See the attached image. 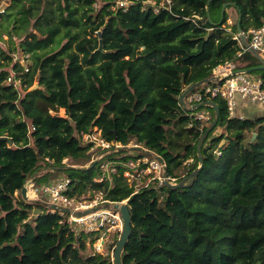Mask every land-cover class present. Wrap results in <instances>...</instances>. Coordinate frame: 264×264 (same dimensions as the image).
I'll return each instance as SVG.
<instances>
[{"label": "trees", "instance_id": "16d2710c", "mask_svg": "<svg viewBox=\"0 0 264 264\" xmlns=\"http://www.w3.org/2000/svg\"><path fill=\"white\" fill-rule=\"evenodd\" d=\"M97 1L10 0L0 12V39L17 37L25 59L0 43V264H114L110 252L87 250V237L67 216L21 193L32 179L47 196L44 186L61 177L70 180V196L100 191L107 200H127L132 232L122 264H264V107L237 99L242 108H260L252 107L253 118L231 116L227 100L213 98L219 120L203 139L199 167L198 142L216 110L200 107L210 120H194L180 101L186 86L237 56L238 25L246 31L264 24V0H103L100 9ZM228 8L238 14L232 26ZM261 63L248 52L243 65ZM38 73L39 87L31 89ZM95 127L107 142L126 147L135 140L161 157L169 178L182 165L178 182L196 175L178 187L158 179L129 183L125 170L138 173L147 164L131 168L114 144L99 146L107 151L102 159L81 168L97 152L95 140L83 137ZM105 160L117 168L110 176L102 172ZM34 208L45 211L32 216ZM120 235L112 233L108 249Z\"/></svg>", "mask_w": 264, "mask_h": 264}, {"label": "built area", "instance_id": "2783aa9c", "mask_svg": "<svg viewBox=\"0 0 264 264\" xmlns=\"http://www.w3.org/2000/svg\"><path fill=\"white\" fill-rule=\"evenodd\" d=\"M163 1L164 3L161 4V1L160 5H164L165 2L168 4H172V0ZM126 3L127 2L121 4ZM154 3H156V1ZM155 10L158 11L159 7H156ZM232 22V19H229V24H232ZM229 31H231V28ZM233 38L240 46V50L238 51L237 56L231 61H226L225 63L219 64L213 68L212 76H215V78L217 79L211 81L210 83H207L210 85L206 86L205 84H203L202 86L204 87L202 88V90H195L194 92H191L186 97L187 100L185 99L187 107L193 108L200 102L213 100V98L219 96L227 100L231 116H235L236 114L235 108L237 106L238 97L264 107V77L252 75L250 74L251 72H238V70L242 69L240 66L247 63L248 52H256V54L264 60V24L258 28L251 27L246 31H241L240 33L235 32L233 34ZM28 69L29 68L26 67V71H28ZM12 80V77H9L8 83L12 82ZM14 83L16 84V86H19L20 79L14 80ZM191 111H194L190 114L191 116H193L194 120H200L203 122H208L210 120V112H201L197 109ZM104 142L105 148H109L110 146H112V144L110 145L109 142L105 140ZM145 151H147V154L144 152L143 157H139L136 160H133L132 163H136L137 166L143 163L147 164L146 168L149 169L151 167L152 169L148 171V174H153L156 172L158 176L155 177V175H152V178L158 179L160 183L164 182L166 179H171V182L172 180L178 179L173 177L169 178L166 175V164L165 162L160 161L158 155L150 152L147 149ZM216 152L218 154L221 153L219 148L216 150ZM188 160L185 161L184 164L192 161L193 159L191 158ZM163 177L166 179H163ZM96 180L103 181V178L101 177ZM69 182L70 180L68 178H65L53 184L44 186L43 191L46 193V195H50L52 197V203L56 204L57 206L56 208L49 207L50 211H59L64 216H67L70 223H75L78 226H84L86 230L90 231L91 233H96V231L101 232L102 234H105L106 232H116L120 234L122 233L124 224L123 218L121 212L115 209L113 205L118 201H111L106 199L105 201H102V203L105 204L100 205L102 203H99L97 198L95 200H84L83 198H80L78 196H70L66 193V191L68 190ZM30 183L33 193L38 194L39 191L35 187L32 179H30ZM124 201L127 200H123L121 202ZM96 247L99 250V247H102V245L98 244Z\"/></svg>", "mask_w": 264, "mask_h": 264}, {"label": "rangeland", "instance_id": "374dc122", "mask_svg": "<svg viewBox=\"0 0 264 264\" xmlns=\"http://www.w3.org/2000/svg\"><path fill=\"white\" fill-rule=\"evenodd\" d=\"M148 1H150L152 4L155 2V0H148ZM125 2H128V0H117V4H119V5H121V3H125ZM103 3H104L103 0H99V1L94 3V6L97 7L98 9H100L101 5H103ZM163 3H164V1L161 2V4H163ZM115 6H117V5H115ZM0 7H1V5H0ZM0 11H3V9L0 8ZM228 11H229L230 19H232V21H233L232 22V24H233V23H235L237 21V15H238L237 11L234 8H228ZM228 24H229V20H228ZM232 24H229V25L232 26ZM238 26L239 27L237 28V31L240 28V25H238ZM224 27H227V26L224 25ZM228 30H230V28ZM241 31L242 30L240 28V30L238 32L240 33ZM13 40H14L13 42H15V43H13L10 40V38H9V36L7 34H3V39H0V43L2 44V46L4 48H8V49L12 50V52L15 54V58L17 59V57H19V60L21 62H23L25 60L24 59V55L19 54L18 50L16 49V46L19 44V39L17 37H14ZM53 45L56 46V44H53ZM249 55H253L254 56L255 53L254 52H250ZM29 62L31 63V60H29ZM25 65L27 66V64H25ZM241 68H244V65L241 66ZM250 74L258 76V77H264V69H257L255 71H252ZM34 84H36V80H35ZM205 85L207 86V85H210V84H205ZM203 87L204 86L198 87L196 89V91L202 90ZM186 88H188V86H186L185 89ZM237 99L240 100L241 98L239 97ZM186 100H187V98H186ZM238 102H249V101L241 99ZM252 107L260 108L258 106H249V107L247 106L245 108H242L240 105H237L235 110H236V113H240L241 111L242 112H248L249 117L253 118V117L256 116V114L258 112H254V110L251 111ZM187 108L190 109L189 107H187ZM241 109H244V110H241ZM200 111L201 112H204V111L210 112L207 108H203ZM59 114L62 115V116H65L66 115L65 109L61 108L60 111H59ZM220 132H221V127H218L217 130L214 132V134H217V133L219 134ZM83 137H84L85 141L95 140V146L94 147L97 150V152H95L94 155L91 157L92 159H91L90 163H88L86 165H90L95 160H97V162H99L102 159L103 155L107 152L106 150L101 152V149L99 147V146H102V148L105 147V144H104L105 142L102 139V135H101V129H99L98 127H95L92 134H85ZM109 144L110 145L114 144L115 147H119L120 151H126V152H124L122 154V156H130L129 157V166L131 168H135L136 169V166H137L136 163H132V162H133V160H136L138 158L139 152H142L143 154L145 152L147 154V151H145L146 148L145 147L140 148L135 140H132L129 143V145L126 146V147H124L120 142H117V143L109 142ZM119 148H117V150ZM64 161L67 164H72V165H75V163H76V161H74L73 159H69V158L65 159ZM111 164H112V162L110 160L103 161V163H102V172L105 175L110 176L112 172H115L117 170V168L116 167H112ZM150 170H152L151 167L149 169L144 167V168H141L138 173L133 174L134 172L129 169V171L125 170L124 176L127 178L129 183H132L133 179L136 178L137 183L140 184V185L143 184L144 186H147V185H149L151 183L156 184V182H154L155 179H153L152 177H149V178L146 177L145 178L146 173L148 174V171H150ZM153 172H155V171H153ZM185 174H186V167L182 165L179 169L175 170V175L173 176V178H179V177L184 176ZM152 175H155V177L158 176V174L156 172L153 173ZM102 178L104 179V177H102ZM60 179L63 180V179H65V177H61ZM163 179H166V178L163 177ZM170 181H171V179H170ZM172 182L173 183H177L178 179L177 180H172ZM27 187H29V188H28V191H27V199H25V200H27L29 202H32V203H34L35 201L43 202L44 204H46V206L50 207V205H48V203H52V197L50 195L43 196V194H40V193L34 194L33 191H32V188H31L30 181L27 183ZM30 191H31V193H30ZM16 195H18V192H16ZM80 198H83L84 200H95L97 198L99 203H102V201L106 200L104 198V194L102 192H100V191L96 192L94 196H91L90 193H88L87 195H83ZM104 204L102 203L100 205H104ZM109 205H111V204H109ZM43 211H45V209H40L38 212H43ZM38 212H37V209L34 208L33 211L31 212V215L32 216H37ZM79 226L80 227L77 228L78 231L83 232L85 234V236L87 237L86 238L87 250L92 251V252H101V253H104V254L110 252L111 255H112V261H114V258H113L114 251H111L110 249L107 248V244H109L111 242V240H112V232H106L105 234H102L101 232L96 231L94 236H92V238L95 237L96 240H95L94 243H92L90 241L91 240V236H89V234L91 232L86 230V228L84 226H81V225H79ZM98 244L102 245V247H99V250L96 247Z\"/></svg>", "mask_w": 264, "mask_h": 264}, {"label": "water", "instance_id": "95a60500", "mask_svg": "<svg viewBox=\"0 0 264 264\" xmlns=\"http://www.w3.org/2000/svg\"><path fill=\"white\" fill-rule=\"evenodd\" d=\"M210 1L208 2V6H207L208 9H209ZM9 4H10V0H6L1 4L0 8L4 9ZM230 4H231L230 2L224 4L223 13H224L225 9L228 7V5H230ZM208 18H210V14L208 15ZM239 30H240V28H239ZM101 43H102V41H101ZM254 53H255V55H257L256 52H254ZM261 61H262V63L258 66L242 68V69L238 70V72L248 73V72L255 71L257 69H264V60L261 59ZM216 79L217 78H215V76H211L209 78L199 80V81L194 82L191 85H189L188 88H186L182 92V94L180 95V101H181V104L184 106V108H187L185 99L191 92H194L198 87L202 86L203 84L210 83L211 81H214ZM39 80H40V74L38 73L36 75V84H34V86H32L31 89H36L39 87ZM205 105H212L216 110V116L198 142V154H199V158H200V166L199 167H201L203 165L202 154H201L203 139L209 134L210 131L213 130V128L217 125L218 120H219V105L213 100H206V101L200 102V103L196 104L193 108H190V110L198 109L200 107H204ZM255 137H256V133H254V135H253V138H255ZM2 139H6L9 146H12L14 144L13 138H11V137H5L4 136V137H2ZM224 142H225V140L222 141V144ZM159 159L161 162H164V160L161 157H159ZM96 163H97V160L93 161L90 165L81 166V168H90L93 165H95ZM195 175H196V172L192 173L186 179H183L181 182H177V183H172L171 181H168V179H166L164 181V183L169 184L170 186H173V187L182 186L185 184L186 181L192 180ZM34 176H32V178H34ZM29 181L30 180H27L25 182V184L23 185L22 190H21V193L25 199H27V191H28L27 183ZM48 205H50L51 208L57 207L56 204H54V203H48ZM113 205H114L115 209H117L121 212V215L123 218V223H124L122 233H121L119 241L115 247L114 255H113L114 264H122V257H121L122 251H123L124 247L126 246L128 240H129L130 234L132 232V217H131V211H130L129 203L127 201L115 202Z\"/></svg>", "mask_w": 264, "mask_h": 264}, {"label": "crops", "instance_id": "0c3cea01", "mask_svg": "<svg viewBox=\"0 0 264 264\" xmlns=\"http://www.w3.org/2000/svg\"><path fill=\"white\" fill-rule=\"evenodd\" d=\"M244 104H246V103H244ZM251 104H253V103L250 102V105H251ZM253 105H254V104H253ZM246 106H248V105H246ZM258 106H259V105H258ZM260 107H261V106H260ZM235 109H236V108H235ZM253 109H254V110H257V109H258V110H259V108H257V107H254ZM235 112H236V110H235ZM235 115H237V113H236ZM238 116L244 117V114L239 113Z\"/></svg>", "mask_w": 264, "mask_h": 264}, {"label": "bare ground", "instance_id": "6f19581e", "mask_svg": "<svg viewBox=\"0 0 264 264\" xmlns=\"http://www.w3.org/2000/svg\"><path fill=\"white\" fill-rule=\"evenodd\" d=\"M30 193H31V191H30Z\"/></svg>", "mask_w": 264, "mask_h": 264}]
</instances>
